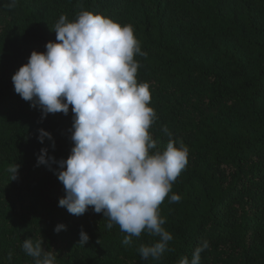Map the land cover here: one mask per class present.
Instances as JSON below:
<instances>
[{
  "label": "trees",
  "instance_id": "trees-1",
  "mask_svg": "<svg viewBox=\"0 0 264 264\" xmlns=\"http://www.w3.org/2000/svg\"><path fill=\"white\" fill-rule=\"evenodd\" d=\"M81 10L133 27L146 53L135 57L136 78L149 84L157 115L149 131L161 151L164 128L189 150L172 186L181 200L160 205L173 240L159 261L138 251L158 236L125 246L126 233L107 227L103 213L58 206L62 169L37 157L42 148L55 161L71 154V105L42 118L14 91L11 77L31 52L57 42L59 16L71 22ZM41 129L51 140L40 142ZM59 224L66 227L54 231ZM27 238L42 239L56 264H179L203 240L200 264H264V0H0V264H33Z\"/></svg>",
  "mask_w": 264,
  "mask_h": 264
},
{
  "label": "clouds",
  "instance_id": "clouds-1",
  "mask_svg": "<svg viewBox=\"0 0 264 264\" xmlns=\"http://www.w3.org/2000/svg\"><path fill=\"white\" fill-rule=\"evenodd\" d=\"M17 4L18 0H9V7ZM53 31L57 42H47L43 53L32 51L28 62L11 77L14 91L38 107L42 118L50 113L67 115L70 105L74 114L70 130L74 146L68 158L55 161L42 148L37 163H57L62 169L55 172L65 192L58 206L76 216L89 207L103 213L107 227L115 224L126 233L125 246L145 233L158 236L156 243L141 245L138 251L142 259L159 261L173 240L163 227L166 219L160 205L165 199L181 200L172 193V186L187 167L189 150L164 128L169 139L161 151L149 131L157 115L149 106V84L137 81L140 64L135 59L146 53L130 24L87 10L71 22L61 14ZM39 132L41 143L44 138L51 140L50 133ZM17 170L18 165L9 169L12 179ZM65 227L59 224L54 231ZM88 240L81 230L79 244ZM42 243V239L27 238L22 250L33 264H56V252L45 251ZM208 247L203 240L192 258L183 257L179 264H200L201 253Z\"/></svg>",
  "mask_w": 264,
  "mask_h": 264
}]
</instances>
